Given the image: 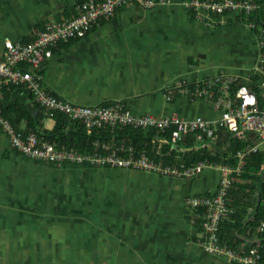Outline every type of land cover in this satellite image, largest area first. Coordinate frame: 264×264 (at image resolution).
<instances>
[{"label": "crops", "instance_id": "1", "mask_svg": "<svg viewBox=\"0 0 264 264\" xmlns=\"http://www.w3.org/2000/svg\"><path fill=\"white\" fill-rule=\"evenodd\" d=\"M81 1L0 0V63L8 42L26 44L45 23L74 16ZM155 1L151 9L120 8L86 37L54 48L53 55L32 70L41 76V86L74 106L121 103L135 116L176 115L208 122L220 117L212 104L184 97L169 102L167 87L225 72L237 76L239 85L264 91V74L258 69L264 9L251 18L253 29L238 14H203L197 19L183 0ZM34 101L38 106L29 100L28 107L36 120L44 115L42 133L51 130L49 111ZM2 120L16 128L0 106ZM20 127L24 131L26 123ZM244 138L264 154L257 133H244ZM205 146L224 154L212 142L196 149ZM172 149L185 151L176 144ZM243 168L231 176L232 186ZM259 174L264 183V163ZM220 181L216 167L191 178H174L86 162L32 160L12 146L0 127V264H240L203 249L202 229L188 204L193 197L215 196ZM232 186L225 200L234 213L229 206L236 202ZM250 191L238 201V210H244L243 230L234 234L236 244L219 241L243 254L257 239L247 224L264 205V190ZM230 216L224 220V233L234 222Z\"/></svg>", "mask_w": 264, "mask_h": 264}, {"label": "built area", "instance_id": "2", "mask_svg": "<svg viewBox=\"0 0 264 264\" xmlns=\"http://www.w3.org/2000/svg\"><path fill=\"white\" fill-rule=\"evenodd\" d=\"M166 3L165 0H160ZM155 0H87L77 7V13L70 18L55 22H47L34 39L27 43L6 44V52L0 63V79L6 84H25L33 93L34 99L46 107L49 114L60 112L71 120L83 123L88 135L95 130L110 128L113 132L119 128L131 127L135 130L156 129L164 133L167 139L162 143L175 145L181 136L196 134L197 140L202 141L204 135L215 141L218 137L216 131L220 128L228 130L233 135L244 137V133H257L258 138L264 141V109L259 107L258 100H264V91L256 93L247 86H239L237 76L219 75L187 84L177 81L169 85L165 91V98L172 102L178 97H184L189 102L204 101L212 104L219 112L218 120L208 122L203 118L183 120L173 115L170 117H156L150 114L135 116L123 104L116 103L111 106L83 107L74 106L47 94L41 89V76L33 69H38L41 63L52 56V49L60 42H67L74 38H83L89 29L102 20H110L120 8L139 6L144 9L155 7ZM186 9L193 11L197 19L203 14L224 16L238 14L246 21L249 28L256 25L251 18L264 9V0H183ZM259 71L264 74V37L259 40ZM23 65L29 69H23ZM237 87V88H236ZM264 89V81L261 85ZM257 91V90H256ZM0 127L9 135L12 146L26 157L46 162L89 163L97 167L110 169H126L141 172L168 175L174 178L194 177L204 170L216 167L221 175L220 189L215 196L193 197L189 200L192 208H203L202 213L195 212L194 219H202V236L200 245L213 255L232 259L240 264H264L262 252L264 251V219L257 228V239L248 252L238 253L222 245L219 241L221 223L233 211L227 206L225 200L228 189L231 188L233 174H239L246 158L258 152V146L248 144L243 151L237 153L238 166L233 169L227 165L199 162L194 167L167 165L155 163L148 155L134 156L132 148L118 145L114 139L112 143L95 140L91 153L80 154L65 148L57 149L48 142H40L34 133H16L14 129L3 120ZM128 152V153H126Z\"/></svg>", "mask_w": 264, "mask_h": 264}, {"label": "trees", "instance_id": "3", "mask_svg": "<svg viewBox=\"0 0 264 264\" xmlns=\"http://www.w3.org/2000/svg\"><path fill=\"white\" fill-rule=\"evenodd\" d=\"M85 1L87 0H82L79 5ZM104 21L108 20H102L99 24L94 25L88 30L86 35L97 27H100ZM86 35L84 37H86ZM76 39L79 40L81 38L70 39L67 41V43ZM29 42H26V44ZM62 44H65V42H60L58 46H61ZM239 86H242V84ZM41 89L50 96L57 98L54 94L47 91L42 86ZM251 90L259 93V91H255L253 89ZM1 95L2 97H0V106L3 110L4 116L8 118L13 126L17 128H13L16 133L22 134L23 137L26 136L25 134L34 133L39 137L40 142H48L55 145L57 149L65 148L71 151L74 150L76 153L80 154L91 153L94 148L93 143L95 140L112 143V139H114L118 145H122L125 148H132V154L134 156L146 154L153 160L157 162H163L164 164L171 163L179 165V163H182L185 166H195L199 162H209L211 164L236 167L239 160L237 153L243 151L244 148L250 144V141H248L246 138L241 137L238 134L233 135L228 130L220 128L216 131L218 138L215 141L208 140L206 137H204L203 141L200 142L197 140L196 134L181 136V138L176 142V147H180L185 151L184 153H177L172 149V145L161 142V139H165L167 136L164 133L156 131L154 128L143 131L126 127L116 129L112 132L110 128L106 127L95 130L93 134L88 135L82 122L71 120L67 115L60 112H53L49 114L48 117L54 121V126L51 130H46V132L42 133V120L44 119V115L40 114L39 118L36 120L31 114L28 107V101H33L34 105H38L34 101V94L27 89L25 84H6L2 79H0V96ZM59 99L66 102L61 98ZM258 103L259 107L264 109V101L261 100V98H259ZM41 111L42 113L45 112L43 109H41ZM22 122L26 123V128H24V131L19 129L21 128L20 125ZM207 142H212L215 144L217 149L224 151V154L220 152H213L208 146L198 150L196 149V147L199 145H206ZM246 161L247 165H245L243 168L238 180L233 183L231 190V194L233 195L232 202L236 201L235 203H231V205H229L235 209L234 213L230 216L234 222L227 224V233H224V225L226 226L227 222H222L221 230L219 232L220 242L231 247L236 244L234 235L236 230L238 229L237 231L239 232L243 228L244 209L242 208L238 210V201H241L243 200V197L248 196L246 192L248 190L250 191L258 188L264 190V183L259 174L260 166L264 163L263 152L258 151L251 154ZM233 176H235V174ZM190 207L193 218L195 212L202 213L204 211L203 208L195 210L192 208V206ZM263 219L264 205L260 204L256 210L253 223L247 224V227H251L252 230L256 232V235H258L257 228ZM196 222L202 229V219H198ZM262 257L264 261V251L262 252Z\"/></svg>", "mask_w": 264, "mask_h": 264}, {"label": "rangeland", "instance_id": "4", "mask_svg": "<svg viewBox=\"0 0 264 264\" xmlns=\"http://www.w3.org/2000/svg\"><path fill=\"white\" fill-rule=\"evenodd\" d=\"M51 124H52V120H50V124H49V126H51Z\"/></svg>", "mask_w": 264, "mask_h": 264}, {"label": "water", "instance_id": "5", "mask_svg": "<svg viewBox=\"0 0 264 264\" xmlns=\"http://www.w3.org/2000/svg\"><path fill=\"white\" fill-rule=\"evenodd\" d=\"M58 247H59V249L61 248L60 245Z\"/></svg>", "mask_w": 264, "mask_h": 264}]
</instances>
